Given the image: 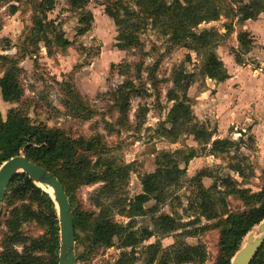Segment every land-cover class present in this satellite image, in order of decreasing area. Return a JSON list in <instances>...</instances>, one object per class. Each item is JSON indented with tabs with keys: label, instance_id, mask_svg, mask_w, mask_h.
I'll return each mask as SVG.
<instances>
[{
	"label": "rangeland",
	"instance_id": "rangeland-1",
	"mask_svg": "<svg viewBox=\"0 0 264 264\" xmlns=\"http://www.w3.org/2000/svg\"><path fill=\"white\" fill-rule=\"evenodd\" d=\"M105 4L106 0H85L81 7H75L69 0H53L45 17L39 14L42 23L50 26L46 31L50 40L48 49L41 37L33 39L30 31L34 15L27 0L0 3V55L21 57L17 77L23 89L19 103L4 101L0 92V114L5 118L10 108L19 106L39 128L58 127L71 137L85 140L100 136L104 151L90 150L86 158L90 159L95 171H102L110 164L115 172L114 180L110 184L97 182L76 187L77 209L92 212V218L103 209L117 225L127 230L125 234L134 232L139 237L146 228L155 231L156 236L136 245L137 258L133 264L145 263L152 251H144V247L150 243L160 246L153 264H159L161 252L174 244L202 247L203 262L184 264H212L219 251V229L211 225L214 220L200 216L195 206L199 182L209 187L216 181L213 199L217 212L244 210L246 206L233 189L247 188L257 192L264 185V129L258 140L247 131L237 134L239 128L229 127L222 132L217 119L204 113L209 103L198 104V100L210 97L208 92L202 97V92L211 89L202 73L206 48L194 51L173 45L161 33V24L152 26L149 22L137 33L142 42L141 49L139 46L122 49L118 46V28L104 12ZM217 5L222 8L219 18L202 22L197 27L212 28L219 34L208 49L215 51L223 64H228L231 57L235 61L237 56L243 61L242 65L249 64L255 72V68L264 62V12L255 19L242 20L237 12V2L218 0ZM58 30L69 41L64 48L56 45L55 31ZM242 32H247L252 41L247 48L239 41ZM143 53L145 55H141ZM141 59L144 63L140 82L134 75L135 66ZM3 69L0 65V77ZM181 70L193 74V82L185 91L193 120L179 126V135L175 137L163 127H170L166 119L174 103L168 99L167 91L174 88L175 77ZM150 75L158 79L156 85L151 83ZM128 79H132L137 89H146V94L133 95L127 114L122 115L115 104L114 91ZM66 86L76 93L73 98L63 90ZM175 89L181 97L184 90ZM77 98L82 101L80 107L76 106ZM193 123H203L218 139H228L234 144L217 155L210 154L211 145L194 140L193 134L189 133ZM191 149L196 151V156L184 165L183 158ZM162 151L173 153L179 166H185V172L176 183L164 188L157 204L150 200L144 205L143 214L129 216L127 211L133 197L142 191L143 176L156 169L155 162ZM233 165L239 166V173ZM225 179L227 183H222ZM231 181L233 184L229 183ZM40 186L48 193L51 190ZM65 186L71 188L67 181ZM10 208L5 207L1 213L0 237L8 232L4 220ZM163 214L172 215L179 225L176 231L165 236L155 226L157 217ZM76 226L75 255L78 258L75 264H114L122 251L130 250L121 247L122 241L115 236L107 247L94 244L88 224L77 221ZM19 230L23 231L26 244L43 237L45 232L36 219L25 222ZM250 232L257 234V226ZM13 247L17 251L22 249L19 244ZM45 254L36 252V255Z\"/></svg>",
	"mask_w": 264,
	"mask_h": 264
},
{
	"label": "trees",
	"instance_id": "trees-1",
	"mask_svg": "<svg viewBox=\"0 0 264 264\" xmlns=\"http://www.w3.org/2000/svg\"><path fill=\"white\" fill-rule=\"evenodd\" d=\"M21 0H0V3ZM32 9L31 34L35 40L41 37L49 47L50 40L46 31L49 24L42 23L39 14L45 17V12L52 8L53 0H27ZM104 12L112 18L118 28V46L124 48L141 49L139 33L151 23L161 24V33L167 36L173 45H182L194 51L206 48V58L203 63L202 73L205 77L216 81L228 78L223 62L218 59L215 51L208 49L211 41L217 35L211 29H197L200 23L215 21L219 18L222 8L217 5L218 0H106ZM239 4L237 12L242 20L255 19L260 12H264V0H231ZM75 7H81L85 0H69ZM132 3V4H131ZM236 14V13H235ZM85 29H83L84 31ZM228 30V29H227ZM55 41L58 47H66L69 41L65 39L60 30L55 31ZM219 35V34H218ZM217 35V36H218ZM242 46L248 47L252 43L249 34H239ZM34 43V41H32ZM24 53H22L23 56ZM141 55H145L144 53ZM21 58V57H20ZM19 56L0 55V65L3 66V74L0 77V92L2 99L10 103H19L23 95L21 83L17 77ZM235 61L239 64L243 61L236 56ZM141 59L135 68V79L142 81ZM193 74L181 70L174 80V88L167 91L169 100L174 103L167 116L170 127H163L169 135H179L177 129L183 124L193 120L190 107L186 104L185 91L193 82ZM151 83L156 85L158 79L150 75ZM182 81L184 83H182ZM177 87L184 90L180 97L175 92ZM68 97L73 98L75 92L71 87H62ZM146 94V89H137L132 79L120 83L114 91L115 104L119 113L126 115L129 101L133 95ZM76 106L80 107L82 101L77 98ZM190 134L196 141L204 145L210 144V154L224 152L234 144L228 139H212L213 131L208 130L203 123H193ZM94 150L96 153L104 151L100 144V136L85 140L83 137H71L63 129L58 127L39 128L30 122L26 113L19 107H12L7 111L6 117L0 114V165L12 156L23 154L32 162L53 173L64 186L68 195L74 221L75 240L77 239L76 222L88 224L91 239L94 244L109 246L114 236L121 240V247L130 248L122 251L114 264H133L137 258L135 247L144 239L155 235V231L148 228L142 231L143 235L137 237L134 232L126 233V229L117 225L108 215L101 211L92 218V212H79L75 201V189L80 184H93L113 182L111 165L107 164L102 171H95L86 153ZM196 156V151L191 152L183 158L184 165ZM156 169L145 174L141 180L142 191L133 197L127 213L129 216L143 214L144 205L150 200L159 202V196L164 188L176 183L178 178L185 172V166L180 167L178 158L173 153L162 151L156 159ZM234 170L239 173V166L233 165ZM129 168V167H128ZM206 177L212 178L210 175ZM65 181L70 183L71 188L65 186ZM204 187L199 182V189L195 196V206L199 215L208 220H214L211 225L219 229V251L212 264H231L235 253L243 245L246 235L264 220V185L257 192H251L247 188L233 189L237 193L246 208L241 211L215 210L213 195L217 185ZM227 183V179L222 180ZM233 184V182H229ZM233 188V187H232ZM36 204V205H35ZM193 206V203L191 204ZM35 206V207H34ZM10 208L4 220L8 232L0 237V264H57L59 251V221L57 210L49 193L38 187L28 176L21 172L14 176L9 182L4 194L0 209V219L3 209ZM198 215V216H199ZM225 217L223 218V216ZM32 219V220H31ZM36 219L45 228L44 236L26 244V238L20 227L25 222ZM217 219V220H216ZM156 230L162 235H168L179 228L177 220L169 214L157 217L155 221ZM209 225H206L207 227ZM21 245L22 249L17 251L13 246ZM144 251H152L144 264H153L157 253H160L159 243L145 245ZM37 251L45 252L44 256L36 255ZM159 264H184L194 261H204V252L199 245L174 244L161 252ZM78 257H76L77 260ZM250 264H264V242L258 248L256 255Z\"/></svg>",
	"mask_w": 264,
	"mask_h": 264
},
{
	"label": "crops",
	"instance_id": "crops-1",
	"mask_svg": "<svg viewBox=\"0 0 264 264\" xmlns=\"http://www.w3.org/2000/svg\"><path fill=\"white\" fill-rule=\"evenodd\" d=\"M230 59L228 64L224 63L228 78L218 82L207 77L211 89L202 92V97L206 92L210 93V97L198 100V104L209 103L204 113L217 119L222 132L229 127L239 128L237 134L247 131L258 140L264 129V62L255 68L258 72H254L249 64L242 65L233 61L232 57ZM262 135L264 138V133ZM215 138L217 135L213 134L212 139Z\"/></svg>",
	"mask_w": 264,
	"mask_h": 264
},
{
	"label": "water",
	"instance_id": "water-1",
	"mask_svg": "<svg viewBox=\"0 0 264 264\" xmlns=\"http://www.w3.org/2000/svg\"><path fill=\"white\" fill-rule=\"evenodd\" d=\"M21 172L25 173L41 189L43 188L39 184L52 188V194L49 193V195L55 204L59 221L57 264H75V229L71 204L64 186L53 173L32 162L23 154L5 160L0 165V209L9 182ZM263 242L264 220L257 225L256 235L253 232L246 235L244 244L233 256L231 264H250Z\"/></svg>",
	"mask_w": 264,
	"mask_h": 264
},
{
	"label": "bare ground",
	"instance_id": "bare-ground-1",
	"mask_svg": "<svg viewBox=\"0 0 264 264\" xmlns=\"http://www.w3.org/2000/svg\"><path fill=\"white\" fill-rule=\"evenodd\" d=\"M41 185V184H39ZM44 187V186H43ZM48 187V186H47ZM50 188V187H49ZM51 190H49V193L52 194V188H50ZM256 235V234H255Z\"/></svg>",
	"mask_w": 264,
	"mask_h": 264
}]
</instances>
